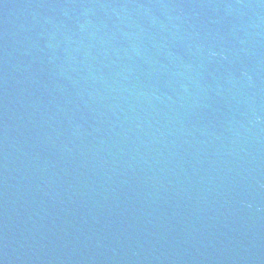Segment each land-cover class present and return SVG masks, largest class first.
<instances>
[{"label":"water","instance_id":"obj_1","mask_svg":"<svg viewBox=\"0 0 264 264\" xmlns=\"http://www.w3.org/2000/svg\"><path fill=\"white\" fill-rule=\"evenodd\" d=\"M0 264H264V0H0Z\"/></svg>","mask_w":264,"mask_h":264}]
</instances>
